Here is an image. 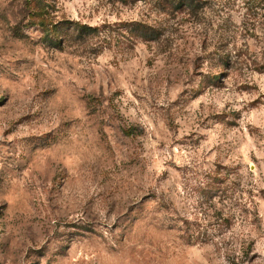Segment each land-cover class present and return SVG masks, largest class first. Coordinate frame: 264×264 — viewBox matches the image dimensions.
<instances>
[{
  "label": "rangeland",
  "instance_id": "1",
  "mask_svg": "<svg viewBox=\"0 0 264 264\" xmlns=\"http://www.w3.org/2000/svg\"><path fill=\"white\" fill-rule=\"evenodd\" d=\"M201 1L0 0V264H264V0Z\"/></svg>",
  "mask_w": 264,
  "mask_h": 264
},
{
  "label": "trees",
  "instance_id": "2",
  "mask_svg": "<svg viewBox=\"0 0 264 264\" xmlns=\"http://www.w3.org/2000/svg\"><path fill=\"white\" fill-rule=\"evenodd\" d=\"M167 2H168V7H167L166 11H167V13H170V14L178 12L180 9H190L191 8L192 10H196L200 6V4L202 3L201 0H167ZM77 25H78L77 30L79 31V34H82L83 32H89V31L92 32L96 29V28H93V27L87 26V25H79V24H77ZM148 29H149V26H147L143 23H136L135 30H137L140 33L139 35H141V36L147 35V33L149 32V31H147ZM53 42L55 44H59V42H61V41H60V38L59 39L53 38ZM218 77H216V79ZM215 179H216L217 184L213 185L210 188V191H213L212 192L213 195H218V197L220 198V196H221L220 192H222V190H223V188H221L219 185V182H221V180H220V178H215ZM244 211H246V216H247L246 220L248 221V223H251V221L255 219L256 213L255 212L252 213L248 209V206H246ZM231 217H232V215H230L229 217H226V218H221V216L219 217L218 215L215 214V218L213 221L208 220V223H204L202 225L195 223V224H193V227L192 226L187 227L183 236L185 237L186 241H188V242H196V241L211 242V243H214L215 245H217V247L219 249H221L223 247L222 246L223 242L218 239V235L222 234L223 229L229 228V226L231 225V220H232ZM219 219H222L224 221V224L219 222L218 221ZM207 225H211V227L210 226L207 227ZM251 243H252V241L245 242L244 240L240 243V245H241L240 249H241V251H244L243 254L245 256L248 255L249 249L251 247Z\"/></svg>",
  "mask_w": 264,
  "mask_h": 264
}]
</instances>
